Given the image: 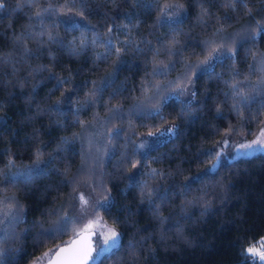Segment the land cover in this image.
I'll list each match as a JSON object with an SVG mask.
<instances>
[{
	"label": "trees",
	"instance_id": "16d2710c",
	"mask_svg": "<svg viewBox=\"0 0 264 264\" xmlns=\"http://www.w3.org/2000/svg\"><path fill=\"white\" fill-rule=\"evenodd\" d=\"M2 3L0 261L30 264L70 241L90 186L121 235L99 264H253L264 153L208 167L225 137L264 126V0ZM168 128L178 134L147 135ZM93 130L101 150L74 186Z\"/></svg>",
	"mask_w": 264,
	"mask_h": 264
},
{
	"label": "snow or ice",
	"instance_id": "6c2138e0",
	"mask_svg": "<svg viewBox=\"0 0 264 264\" xmlns=\"http://www.w3.org/2000/svg\"><path fill=\"white\" fill-rule=\"evenodd\" d=\"M4 5L2 0H0V9H3ZM71 25V21H68ZM204 64H208V61H204ZM60 85H63L64 81H58ZM183 90H181V94ZM70 99V98H69ZM178 99V97H177ZM178 134V130H174L173 128L165 129L161 132L152 133L149 132L147 135L149 137H155L156 139H162L166 137L176 136ZM148 141H142L138 147L143 148L146 146ZM224 147H228V141H224ZM239 149L244 150L238 155L250 156L255 152L264 151V128H262L257 135V137L250 143H241L239 144ZM222 159V153H215V160L212 162L213 170L217 168ZM18 177L22 178L24 182H28L32 178V173H20ZM15 179V178H14ZM188 190H191V185L185 186ZM80 201L87 205L88 201L84 198V196L79 197ZM107 199V197L105 198ZM68 221H64V225L57 228V232L65 231V227ZM100 227L104 229L100 232L102 236V242L97 241V246L93 247L92 237L96 234V229ZM121 246V235L114 228L107 227L101 223L100 218H95L90 220L87 224H85L81 229L76 232V239L72 240L67 247H61L55 251V253L46 252L43 254V257L47 259V264H99V261L105 257L107 254L112 253L114 249H118ZM245 255L251 257L253 260V264H264V237H262L255 244L250 245L247 249L244 250ZM95 253V254H94ZM0 264H3L0 261ZM36 264H43V259H38Z\"/></svg>",
	"mask_w": 264,
	"mask_h": 264
},
{
	"label": "rangeland",
	"instance_id": "374dc122",
	"mask_svg": "<svg viewBox=\"0 0 264 264\" xmlns=\"http://www.w3.org/2000/svg\"><path fill=\"white\" fill-rule=\"evenodd\" d=\"M174 12H176V8L168 5L167 10H166V15L167 16H170ZM262 128H264V126L260 127L258 129V131L255 133V135L253 137H251V138H245V137L240 138V137H237V138H232L231 139L230 136L225 137L222 140V142L219 145V147H218V152H221L222 153V159L232 160V159H235V158H238V157H244L243 155H238V153H241V152L244 151L242 149H239V147H238L239 144L252 142L257 137V135L259 134V132H260V130ZM95 131L96 130L88 131L87 133L84 134V139H83L84 142H83V145H82V155H83V159H82L81 169L76 173V175L74 176V179L71 181V184H75L74 186H76L77 184H79V183H81V182H83L85 180L84 179V177H85L84 175L87 172V167H88V165H90L89 162L91 160V154H90L91 152L89 151L91 149V147L95 151L96 150H99V152H100V150H101L100 146L103 144V140L101 141V140H99L100 138L99 139L96 138V136L99 137V133L96 134ZM100 136L102 137V134L101 133H100ZM225 140L228 141V147H224V141ZM257 153H264V151L255 152L253 154H257ZM212 162L210 163V165L208 167V170H213V164H212ZM70 187H71V185H70ZM72 187H73V185H72ZM98 187H100V185ZM82 188L83 189H81L77 193V199L75 200V203H76V206H75V219L77 221L76 228H78V229H81L90 220H93V219H95L97 217L101 219V217L96 212V209H97V207L101 206L104 203L103 197L98 192H95L92 189V187L87 186L86 188H84V187H82ZM101 193L103 195H105L103 191ZM81 195L84 196V198L88 201V204L87 205H84L80 201L79 197ZM59 216H60V214L58 215V217ZM56 221H58V218L56 219ZM59 221H62V216L59 217ZM101 223L103 225H106L107 227L114 228V227L108 225L102 219H101ZM103 230L104 229H102L100 227H98L96 229V234L94 236L95 247L97 246V241H101L102 242V236L100 235V232L103 231ZM47 252H51V251H47ZM43 254L41 256H39L35 261L31 262L30 264H36V262L38 261V259H43V264H46L47 263V259L43 257ZM89 264H91V262H89Z\"/></svg>",
	"mask_w": 264,
	"mask_h": 264
},
{
	"label": "water",
	"instance_id": "95a60500",
	"mask_svg": "<svg viewBox=\"0 0 264 264\" xmlns=\"http://www.w3.org/2000/svg\"><path fill=\"white\" fill-rule=\"evenodd\" d=\"M94 236H95V235H94ZM94 236L92 237L93 247H95ZM74 239H76V236H74L73 238H71L70 241H68L67 243H64V244L59 245V246H58V247H57L52 253L54 254L55 251L58 250V249L61 248V247H67V246L69 245V243H70L72 240H74ZM46 264H47V263H46Z\"/></svg>",
	"mask_w": 264,
	"mask_h": 264
}]
</instances>
